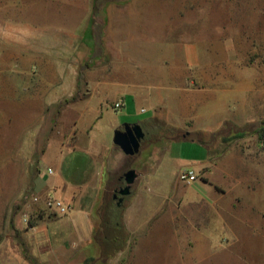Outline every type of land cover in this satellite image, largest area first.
I'll use <instances>...</instances> for the list:
<instances>
[{
	"label": "rangeland",
	"instance_id": "obj_1",
	"mask_svg": "<svg viewBox=\"0 0 264 264\" xmlns=\"http://www.w3.org/2000/svg\"><path fill=\"white\" fill-rule=\"evenodd\" d=\"M4 1L0 0L1 11ZM23 1L26 5L21 9L28 17L44 13L49 6L56 18L72 10L80 15L85 9L61 3L39 7L41 0ZM91 4L84 46L60 47L53 54L46 45L38 47L43 62L49 57L48 61L69 67L59 71L68 77L74 67L75 85H41L6 69L18 62L20 54L15 52L20 47H30H23L21 37L30 42L43 37L46 42L62 36L64 31L57 29L55 20L54 27L49 22L37 31L29 22L7 25L6 31L0 21V264H9L5 256L11 248H17L13 250L16 257L21 254L27 259V263L17 259L14 264H264V0H91ZM111 9L141 17L136 25L139 35L144 34L135 39L154 40V58L159 62L164 47H171L167 56L175 62L187 45L196 46L203 67L196 74L197 86L208 85L209 73L215 93L223 95L226 90L230 109L239 114L234 123L228 122L215 134L185 138H199L208 147L203 175L225 195L219 215L207 205L192 211L181 207L178 195L190 184L181 182L178 175L177 183L171 182L176 178L173 162L162 154L169 142L183 140L182 131L127 109L122 124H139L145 136L138 155L126 157L118 148L113 155L109 150L113 132L121 126L110 129L104 116L89 134L88 144L94 143L88 154L109 156L111 172L88 216L92 235L84 242L86 236L73 229L76 219L45 208L47 195L42 190L57 176L61 158L69 177L78 179L75 166L81 165L86 154L67 149L62 155L47 143L71 136L89 96L105 105L119 124V45L114 40L103 42ZM148 72L153 77L159 73ZM28 73L32 76L33 71ZM173 73L179 76L180 71L173 68ZM179 147L174 144V154L187 149L193 158L203 156V150L193 144ZM52 169L54 175L48 173ZM129 169L138 178L118 208L109 193L116 177ZM155 175L165 179L168 197L156 196ZM200 183L194 185L201 188ZM205 198L210 204V197ZM19 240L27 249L20 248Z\"/></svg>",
	"mask_w": 264,
	"mask_h": 264
},
{
	"label": "crops",
	"instance_id": "obj_2",
	"mask_svg": "<svg viewBox=\"0 0 264 264\" xmlns=\"http://www.w3.org/2000/svg\"><path fill=\"white\" fill-rule=\"evenodd\" d=\"M53 3H61L67 7L71 5L74 7H85V9L82 11L83 14L80 15L76 14L75 10H72L73 13L68 14L65 12L56 18L54 10L49 6L48 8L46 7L47 9L44 10V13L39 12V14L36 13L35 15L31 13V16L28 17L21 9L26 5L25 1H4L3 9L2 11L0 10V21L3 23V28H6V31L9 29L8 26H13L14 23L18 22H29L33 31H37L41 26L48 27L49 22L54 27V20L57 29L61 28L64 31L62 36L56 35V40L52 41L53 38L51 40L47 38L45 42L44 40L42 41L43 37H39L40 39L31 41L33 44L30 41H26L24 37H21L23 39L22 43H24L23 47H29L30 44V47L34 49H29V47L21 50L20 47L15 52L20 54L18 62H14V65L9 63L6 69L9 71L17 70L16 72L24 76L25 79L29 78L33 82H40L41 85H75L78 73L74 70V67L71 68L73 72H71L69 77L65 72H59L70 68L60 64L57 65L53 61H48L49 57H46V61L43 62L45 57L38 56V53L42 52L38 47L39 45L42 47L46 45L45 47L50 49L48 51L50 54L58 53V48L60 47H81L83 45V34L84 32L85 34L87 33V23L91 12L90 6L92 5L91 0L87 2L83 0H41L37 5L44 7V5ZM110 11L111 13H108L106 17L109 27L107 33L103 36V42L109 43L114 40L119 45V101L123 103V106L119 110V124L113 113L108 111L105 105H101L100 101L97 102V99L89 96L83 101L85 104L80 108V116L73 125L75 129L70 133L71 136L54 139L47 143L48 146H53L62 155L67 149L74 152L82 151L86 154L82 156L81 160L83 161L80 162L81 165L79 164L77 168L75 166V171L77 169V174L79 175L78 179L69 177L70 173L65 170L67 165L65 166L64 160L61 158L58 161L57 176L53 180H48L42 190L46 195L60 199L69 207L66 216L80 221L79 223L75 222L73 229H78V231L86 236L83 238L84 242L90 240L92 235L91 228H93V225L89 221L88 216L93 213L94 203L98 198L101 184L104 180H108L111 172L109 168V156L88 154L90 146L93 148L94 143L92 140V145L88 144L89 140L87 139L89 138V134L92 132L94 125L100 122L104 116L107 117L110 129H114L117 125H123L121 119L126 117L124 112L127 109H133L136 115L148 114L145 119L162 120L172 129L182 131L188 137L190 135L215 134L223 126L227 125L228 122L234 123L236 116L239 114L237 111L230 109L226 90L222 91L223 95L215 93V88L210 83L211 77L209 73L207 74L208 85L203 83V85L197 86L196 74L203 67H201L196 46L187 45L182 51L183 55L181 59L175 62L167 56L172 53L171 47L169 46L168 49L164 47L162 49L163 57L161 54L159 62V58L158 61L154 58V51L157 46L154 40L139 42L135 39V37L139 39L144 34L139 35V27L136 25L137 21L140 22L141 17L121 15L118 9H111ZM144 21L143 19L142 22ZM115 27L119 29V33ZM154 33L152 32L151 34ZM11 35L13 37L16 36L14 33ZM29 36L27 35L26 38L28 39ZM8 37L10 38V36ZM6 46L8 47V44L5 45V48ZM173 68L180 71L179 76L173 73ZM44 70H50L51 72L45 73ZM145 70L147 71L142 74L141 71ZM149 70H158L159 73L153 77L148 72ZM207 70L211 69L207 67ZM29 71H33L32 76H28ZM174 144L180 145L179 149L182 148V144H193L203 150V156L193 158L187 152V149L182 153L174 154ZM115 148L112 145L109 149L113 150V155H115ZM208 155V147L205 144L199 143L195 138L190 140L183 138L180 141L169 142L163 151L162 158L173 162V171L176 174V178L171 182L177 183V175L180 169H192L198 175H201V178H197V181L201 182V188H203V192L205 191L204 195H208V198L210 197L211 199L210 204H207L208 201L205 196L199 193L201 188L194 185L195 181L186 186L183 193L178 195L179 201L182 204L181 207L192 211V209L198 208V205H207L211 208L215 207V212H212L219 215V204L222 203L225 195L224 193L217 192L209 184L208 178L203 175L204 172H207L205 166L209 161ZM162 158L160 164L164 162ZM51 171L52 174L50 175H54L53 169ZM105 177L106 179H104ZM153 178V182L159 184L155 189L156 196L161 198L168 197V186L164 184L166 182L165 179L162 176L157 177V175ZM205 179H207V182ZM205 187L210 189L204 190ZM18 243L20 248H26L27 246L21 240ZM13 244V246H16V243L13 242ZM9 245L12 246V244ZM33 245L37 246L38 244ZM30 246L32 245L30 244ZM15 249H10L11 253L6 254L5 261L9 264H14L18 259L20 263L22 261L23 263H27V259L24 256L22 257L21 254H18L19 257L13 254V250L15 251Z\"/></svg>",
	"mask_w": 264,
	"mask_h": 264
},
{
	"label": "water",
	"instance_id": "obj_3",
	"mask_svg": "<svg viewBox=\"0 0 264 264\" xmlns=\"http://www.w3.org/2000/svg\"><path fill=\"white\" fill-rule=\"evenodd\" d=\"M144 132L141 126L137 123H125L121 128L113 132L112 143L126 157H134L139 154L141 142L144 139ZM186 138V135L183 136ZM124 187L118 192L119 198L116 206L122 207L125 198L129 197L133 185L135 184L138 174L134 169H129L123 173Z\"/></svg>",
	"mask_w": 264,
	"mask_h": 264
},
{
	"label": "built area",
	"instance_id": "obj_4",
	"mask_svg": "<svg viewBox=\"0 0 264 264\" xmlns=\"http://www.w3.org/2000/svg\"><path fill=\"white\" fill-rule=\"evenodd\" d=\"M123 106V103L119 102V110ZM48 173H52L51 170H48ZM178 179L186 184H192L197 181V175L191 169H181L178 172ZM44 206L50 212H53L56 215H66L69 211V207L63 203V201L54 198L51 195H47L44 200Z\"/></svg>",
	"mask_w": 264,
	"mask_h": 264
},
{
	"label": "flooded vegetation",
	"instance_id": "obj_5",
	"mask_svg": "<svg viewBox=\"0 0 264 264\" xmlns=\"http://www.w3.org/2000/svg\"><path fill=\"white\" fill-rule=\"evenodd\" d=\"M123 187H124V178H123V174H121L120 176L118 175L116 177L115 184L113 185V187L109 193L110 199L113 201H116V204H117V201L119 198L118 192Z\"/></svg>",
	"mask_w": 264,
	"mask_h": 264
},
{
	"label": "trees",
	"instance_id": "obj_6",
	"mask_svg": "<svg viewBox=\"0 0 264 264\" xmlns=\"http://www.w3.org/2000/svg\"><path fill=\"white\" fill-rule=\"evenodd\" d=\"M185 134L183 133V135H182V137L184 136ZM187 137V136H186ZM197 140H198V142L199 143H201V144H205L201 139H199V138H196Z\"/></svg>",
	"mask_w": 264,
	"mask_h": 264
}]
</instances>
